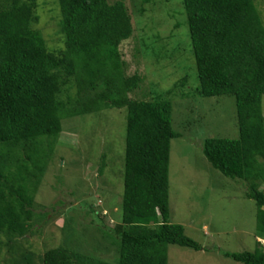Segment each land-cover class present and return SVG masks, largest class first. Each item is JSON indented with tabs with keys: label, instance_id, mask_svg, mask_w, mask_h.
<instances>
[{
	"label": "trees",
	"instance_id": "16d2710c",
	"mask_svg": "<svg viewBox=\"0 0 264 264\" xmlns=\"http://www.w3.org/2000/svg\"><path fill=\"white\" fill-rule=\"evenodd\" d=\"M64 49L50 51L40 30L37 0H0V255L9 264H35L21 239L42 220L35 197L54 157L64 120L127 109L122 220L107 234L113 261L65 246L42 264H168V247L196 251L199 243L170 222L173 90L151 101L133 100L143 78L127 76L121 44L134 32L124 1L58 0ZM141 14L152 0H139ZM202 98L235 97L238 139L209 138L203 153L214 168L249 184L264 238V19L258 0H182ZM104 158V157H103ZM104 167L102 166L101 173ZM4 238V239H3ZM254 252L224 253L243 264H264Z\"/></svg>",
	"mask_w": 264,
	"mask_h": 264
},
{
	"label": "rangeland",
	"instance_id": "374dc122",
	"mask_svg": "<svg viewBox=\"0 0 264 264\" xmlns=\"http://www.w3.org/2000/svg\"><path fill=\"white\" fill-rule=\"evenodd\" d=\"M122 1L134 29L120 46L126 74L143 78L130 98L151 101L187 79L166 97L173 105V128L182 136L171 144L170 222L182 225L202 250L170 245L168 264H243L224 253L254 252L258 243L264 250L257 204L247 198L248 182L224 176L203 153L209 138H239L235 97L197 94V65L182 0H152L142 14L139 0ZM37 2L39 22L34 28L50 51L64 49L59 1ZM256 6L264 19V0ZM262 110L264 114V96ZM126 133L127 109L64 120V131L35 197L34 212L43 220L34 233L21 239L22 247L35 254V264H42L48 250L63 246L115 259L117 248L107 234L122 220ZM260 190L264 192V185ZM9 259L3 249L0 264H9Z\"/></svg>",
	"mask_w": 264,
	"mask_h": 264
}]
</instances>
